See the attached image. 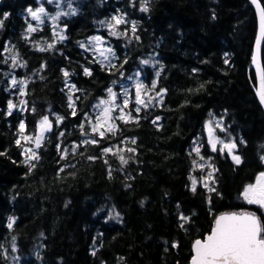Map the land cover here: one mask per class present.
Here are the masks:
<instances>
[{
	"label": "trees",
	"instance_id": "1",
	"mask_svg": "<svg viewBox=\"0 0 264 264\" xmlns=\"http://www.w3.org/2000/svg\"><path fill=\"white\" fill-rule=\"evenodd\" d=\"M256 33L248 0H0V264H189L219 215L264 225L243 197L264 171ZM98 34L111 63L85 45ZM134 74L131 117L99 133L96 102ZM211 116L233 154L199 138Z\"/></svg>",
	"mask_w": 264,
	"mask_h": 264
},
{
	"label": "snow or ice",
	"instance_id": "2",
	"mask_svg": "<svg viewBox=\"0 0 264 264\" xmlns=\"http://www.w3.org/2000/svg\"><path fill=\"white\" fill-rule=\"evenodd\" d=\"M253 2L255 3L256 0ZM43 11V8L39 9V12ZM32 16L33 19L39 18L35 12ZM260 31L261 36L264 37V9L260 10ZM259 42L258 39V45ZM261 81L264 84V73L261 74ZM109 94L114 95L111 89ZM261 100L264 102V93L261 94ZM9 107L12 105L9 104ZM47 124L48 120L45 117L41 125ZM20 127L23 130L24 125L21 124ZM42 130L46 129L42 127ZM40 139V137L36 138L37 147H39ZM90 142L95 143V141ZM229 147H235V145ZM233 160L237 164L240 163L239 156H233ZM243 197L249 204H258L264 208V173L257 178L256 184L245 188ZM194 250L192 264H264V225L251 213L221 215L215 220V227L211 234L203 241L199 239L195 241Z\"/></svg>",
	"mask_w": 264,
	"mask_h": 264
},
{
	"label": "rangeland",
	"instance_id": "3",
	"mask_svg": "<svg viewBox=\"0 0 264 264\" xmlns=\"http://www.w3.org/2000/svg\"><path fill=\"white\" fill-rule=\"evenodd\" d=\"M39 9L41 8L32 9L30 13L31 16L33 12L37 14L39 18L35 19L36 21H41L42 14L44 13V11L42 13L39 12ZM57 11L59 12V10ZM56 16H57V13H55V15H52L51 21L52 19L54 20ZM116 20H122V18L118 17L116 18ZM85 45L91 51H94L96 58L99 59L101 62L111 63L114 60V52L107 38H104L103 36L98 34L93 37H89L85 41ZM142 81L143 79L140 76V74L130 75L129 77L124 78L122 81H120L118 87L112 86L110 88L111 92L114 95H110L109 90H108L106 95L96 102L94 109H93L94 116L92 118V121H93L94 127L97 129L99 133H104L106 131L111 130L112 127L114 126V123L117 121L118 118L125 120L131 117L130 112L126 110V107H128L129 105L128 96L130 95V90H131L132 85H135L136 93L138 95L140 94L139 91L141 89L140 86H141ZM13 83L14 84L16 83V85L19 87L20 81L18 79H15ZM102 101L104 103H102ZM218 126L222 128L221 121L217 117L211 116V118L208 119L207 122L205 123L203 132L199 138L206 141L209 147L213 150H221V151L226 150L230 154H233L232 147L231 148L229 147L230 145H233V144L230 141H226L225 137H221L219 135L218 128H217ZM44 131L45 130H39L38 134L36 135L34 139L31 136H25L23 138L24 143H25L23 148L27 154V158L33 157L34 150L37 147L36 138L37 137L41 138L39 142L40 144L42 141L43 135H44ZM26 137L28 139H26ZM199 148H200V142L198 141V138H197L193 142V149L195 150L196 153H199L198 156H200ZM206 164L208 165V170H206V167H205ZM197 167L201 171L199 172L198 175L192 176L191 182L193 184H197L198 182L200 184H205L210 179V177L208 176L212 172V169L210 171L211 166L208 163H206L205 160H201L197 164ZM261 173H264V171ZM260 174L257 176V178L260 176ZM257 178L250 185L256 184ZM262 209L264 211V208Z\"/></svg>",
	"mask_w": 264,
	"mask_h": 264
},
{
	"label": "water",
	"instance_id": "4",
	"mask_svg": "<svg viewBox=\"0 0 264 264\" xmlns=\"http://www.w3.org/2000/svg\"><path fill=\"white\" fill-rule=\"evenodd\" d=\"M248 2L250 3V5L255 10V13L257 16V33H256V39H255L254 49H253L252 68L254 69L255 75H256V96H257V99H258L260 106L262 107V110L264 111V102H262V100H261V94L264 93V84H262V81H261V74L264 73L263 66H262V47L264 44V37L261 36V31H260V10L263 9V7H262L259 0H256L255 3L253 2V0H248ZM258 5H259V7H258ZM258 39L260 41L259 45L257 44ZM231 213H237V212H231ZM224 214H230V213H223L221 215H224ZM221 215H219V216H221ZM214 227H215V225H214ZM211 232H212V230H211ZM211 232L209 234H207L203 239H199V240L203 241L204 239H206V237L208 235L211 234ZM194 244H195V242H194ZM194 244H193V255L190 259L189 264H192V259L195 256Z\"/></svg>",
	"mask_w": 264,
	"mask_h": 264
}]
</instances>
